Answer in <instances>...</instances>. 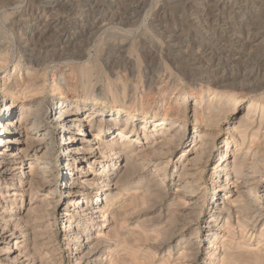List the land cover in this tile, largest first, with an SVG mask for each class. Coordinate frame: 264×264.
Segmentation results:
<instances>
[{
  "label": "bare ground",
  "instance_id": "obj_1",
  "mask_svg": "<svg viewBox=\"0 0 264 264\" xmlns=\"http://www.w3.org/2000/svg\"><path fill=\"white\" fill-rule=\"evenodd\" d=\"M248 31L244 28L238 31L242 35L245 32L244 38L232 43V49H228L219 42L213 45L215 47H205L207 48V53H204L205 57L201 53L199 58L198 56L188 58L187 67L203 68V65L201 66L203 61L208 62L206 63L208 67H214V71L210 69L206 75L197 73L184 76L180 67L178 69L173 66L174 72L170 71L169 75H175L178 79L190 78L191 80L188 79V81L200 87L204 85L199 94L190 95L192 102L189 105L187 104L188 96L183 97L182 102L177 104L173 117L160 118L156 112L134 108L129 105L130 103L127 104L125 94L121 97L112 96L109 86H106L102 92H95L88 79L97 70L101 71V67L96 63L97 60H93L89 66L83 65L75 68V73L81 76V88L83 89L79 95H75L71 101H66L62 97L49 96L46 100L49 102V111L44 110V98L39 95L37 91L39 89L36 87L25 92V94H32L30 97L33 99L26 104L22 102L16 105L14 101L1 97L0 186L4 185L6 193L5 195L0 193V203H6L10 207L5 215L0 214V264H16L19 259H23L19 264H58L54 255L46 257L50 259L48 262L42 258L43 256H35L38 249L45 246L44 242L40 243L38 240L43 233L48 232L45 231L47 226L50 230V217L57 207L58 210L67 211L60 219L63 225L64 245L71 252V257L67 258V264H125V259L121 256L116 258L114 255L115 259L110 257L108 260H99L96 254L105 249L104 255H110L109 248L112 245H121L118 239H121L119 238L120 231L125 222V219L123 222L121 217L128 209L126 207L131 209L138 205L144 206L148 204L151 197L165 200L163 197L165 195L161 192L164 190L166 181H173V173L176 170L171 172V177H168L166 169L176 156H178L177 160H180L186 155H193L187 164L195 163L196 171L201 174L206 173L207 164L211 161L216 142L220 140L217 128L221 123H227L228 126L235 125V127L221 138L218 158L209 171L211 182H214L211 189L212 204L219 200L222 202L219 208L213 206L208 212L214 216L212 221L206 220L208 214L203 215L205 202L203 201L200 205L201 201H199L205 197L206 187L201 178H196L189 173L190 169L186 164L181 166L180 173L176 176V182L180 185L172 194L174 210L169 208L166 224L164 228L162 227L163 229L156 232L158 236L155 233V237L158 239L163 235L170 236L167 244L176 246L178 264L194 263L196 260H202L204 264H264V185L258 191L264 176L262 172L264 101L257 99V92L264 87L260 85L249 87L250 77L258 73L261 65H264V58L262 57L260 62L257 60L255 63H247L246 60L242 62L244 56L248 58L252 54V45L259 38L255 35L250 37L251 32ZM3 61L4 58L0 57V62ZM161 62L166 65L165 61ZM133 65H135L134 62ZM166 70H168L167 67ZM219 70L221 74L218 73ZM136 72H131L133 79ZM152 78L150 76L148 82ZM233 85L236 86L234 90L236 89L237 93H234V97H230L225 90L233 88ZM51 87L54 88L55 84ZM53 88L52 90H55ZM246 99L248 100L247 107L243 108V113L239 115V107ZM188 120L192 122L189 127ZM136 124L139 125L138 130L135 128ZM92 129H94L93 133ZM56 130L59 132L57 135L61 145L59 156L64 166L70 167L64 169L65 172L61 175L59 186L56 182L58 173L53 169L54 161L57 159L54 157L53 137ZM153 138L151 146L145 143ZM142 140L145 142L140 145ZM118 146L121 149L119 151L116 149ZM156 148L159 151L156 150L155 154H160V157L165 158L164 166H161L162 161L161 163L152 162L153 169L148 173L147 182L146 184L144 182L142 191L129 193L126 183L135 177H142L149 163L151 151L155 152ZM162 149H164L163 152ZM113 161L118 167L113 169L112 174H109V166ZM92 167H95L94 170ZM71 171H79V173L75 175ZM37 186L50 188L46 200L51 199L49 197L59 189L67 204H62L60 198L54 201L53 197V200L49 202L43 200L41 207H44L46 211L40 215L38 207L30 202ZM94 190H96L95 198L91 196ZM8 192L12 197L8 195ZM103 192H106L104 198L100 199V194ZM24 195L29 196L30 199L26 209H23L21 204L19 205ZM18 197L20 199H17ZM72 197H76L75 201H72ZM70 207L72 210L68 209ZM123 208L125 210L122 212ZM33 216H35L34 219ZM234 216L235 225L239 229L238 237L241 239V242L236 243L237 247L230 243L226 245L224 242V233H232L234 226L231 220ZM44 218H49V220L43 230L36 229V226L31 227L36 224L37 220L42 221ZM200 219L205 221L203 224L207 225L206 232L202 236H198V233L193 231L194 226L198 227ZM218 219L222 221V230L214 226V221ZM10 224L13 229L9 228ZM257 225H261L259 234L257 233V246L253 245L254 249L247 247L241 249L240 244L244 245L251 239L250 236H255L254 230ZM80 226L83 232L79 230ZM95 227L104 232L101 234V231H98L95 236H92V228ZM154 231L150 234H154ZM146 233L144 232L143 235ZM8 237H12V247L3 245ZM52 237L54 239V236ZM52 237L46 239L47 245L51 243ZM137 237L138 239L136 236L135 239L139 243L146 236L141 238L137 235ZM20 238L31 240H27L23 245L22 242L16 241ZM150 238H152L149 239L150 241L154 240L153 237ZM184 238H187V241L182 243ZM150 241H148L149 245ZM144 242L147 243V241ZM29 243L31 247L27 246ZM195 249H197L196 252ZM200 249L204 252L201 257H198ZM44 255L47 256L45 253ZM130 257L131 261L139 264L136 262L139 258ZM130 260L126 261V264H129Z\"/></svg>",
  "mask_w": 264,
  "mask_h": 264
},
{
  "label": "rangeland",
  "instance_id": "obj_2",
  "mask_svg": "<svg viewBox=\"0 0 264 264\" xmlns=\"http://www.w3.org/2000/svg\"><path fill=\"white\" fill-rule=\"evenodd\" d=\"M241 27L251 32L248 31L250 37L254 35L259 37L252 45V54L248 58L244 56L242 62L245 60L247 63H255L257 60L260 62L262 57L264 58V0H0V57L4 58V61L0 62V100L1 97H5L8 100L14 101L16 105L22 102L25 104L29 103L30 100H33L30 97L32 94H25V92L36 87L39 89L37 90L39 91V95L44 98V110L49 111V102L46 101L49 96L53 98L62 97L66 101H71L75 98V95H79V92L83 89L81 88V76L75 73V68L83 65L89 66L93 60H97L96 63L101 67V71L97 70L88 79V82L94 87L95 92H102L106 86H109L112 90V96L121 97L122 94H125L127 104L130 103L129 105L134 108H144L147 111L156 112L160 118L164 116L173 117L177 104L182 102L185 95L188 96L187 104L189 105L192 102L190 95L196 96L199 94L200 89L204 88V85L200 87L196 83L188 81V79L191 80L190 78L181 77L178 79L175 75H169L170 71L174 72L173 66L178 69L180 67L183 70L182 74L184 76L197 73L206 75L208 72L214 71V67H208L207 61H203V64H201L203 68H199L198 66L187 67L186 65L190 58L194 56H198L197 58H199L201 53L205 57L204 53H207V48L205 49V47H215L213 45H216V43L221 42L223 46L225 45L228 49H232V43L239 42L242 37L244 38L245 32L243 35L238 32L242 29ZM109 36L111 37L109 38ZM218 47L221 48L220 46ZM160 57H162V60H160ZM161 61H165L166 65ZM133 62L135 65H133ZM166 67L168 70H166ZM132 71H137L134 74V79L131 77ZM139 71L140 73H138ZM218 73L221 74L220 70ZM150 76L153 78L148 82ZM249 82V87H253L254 85L255 87L258 85L264 87V65H261L258 73L250 77ZM52 84H55L54 88L51 87ZM235 87L233 85V88L225 90L230 97H234V93H237V90H234ZM52 88L55 90H52ZM75 90L76 92L74 93ZM257 93V99L264 101V88ZM245 101L239 107V115L243 113V108L247 107L248 100L246 99ZM191 123V120H188V127L191 126ZM138 127L139 125L136 124V130H138ZM233 127L235 125L228 126L227 123H221L217 128V130L219 129L220 140L216 142L211 161L207 164L206 173L201 174L196 171L195 163H193L194 166L190 162L187 164L193 155H186L180 160H177L178 156L173 158L166 169L168 177L176 169L173 173V181L171 179V182L169 180L166 181L164 190L161 192L162 195H165L163 196L165 200L151 197L148 204L144 206L138 205L131 209L130 207H126L128 208L126 210L123 208L122 212L125 211L121 218L123 222L125 219L126 223L124 222L120 231L121 235L119 238L122 240L118 239L121 245H112L109 248L111 250L110 255H104L105 249L100 250L99 254H96L97 258L99 260H108L110 257L115 259V257L119 258L121 256L125 259L124 263L126 264L131 259L130 256H134L137 259L139 258L138 261L136 260L139 264L141 262L142 264H178L176 260L178 252L176 246L174 244H171V246L167 244L170 236L163 235L158 239L155 237V233H158L162 227L164 228L167 220L166 215H168L167 211L173 207L172 194L180 185L176 182V176L180 173L181 166L187 164L190 169L189 173L196 178L202 179L207 193L204 197L205 200L202 198L203 200L199 199V201H201L200 205H202L203 201L205 202L203 215L208 214V219L206 220L212 221L211 219L214 216L208 212L213 206L219 208L222 202L219 200L215 204H212L211 189L214 182H211L209 171H211L215 165V160L218 158L220 152L218 147L221 138L225 137ZM91 132L93 133L94 129ZM58 133L56 130L53 136L55 141L54 157L55 159L57 158L54 161L53 169L58 173L56 182L59 186L61 175L65 172L64 169L70 167H65L59 156L61 145L59 144ZM153 140L154 138L146 142L142 140L140 141V145L145 142L151 146ZM116 149L118 151L121 150L119 146ZM154 150V153L151 151L152 155L150 154L149 156V163L142 177H135L126 183L129 193L142 191L147 182L148 173L153 169V163H161L162 161L161 166L163 165L165 158L160 157V154H155L157 153L156 150L159 151L158 148ZM163 151L164 149H162ZM109 167L108 173L112 174L113 169H116L118 165L115 166V161H113ZM92 168L94 170L95 167ZM192 171L195 173L193 174ZM262 172L264 174V163L262 165ZM71 173H75L76 175L79 171H71ZM263 185L264 176L258 187V191L261 190V186ZM49 190L50 188L47 186H37L30 201L33 206L38 207L37 210L40 215L46 211L44 207H41L43 200L49 202L54 197V201L60 198L62 204H67L59 189L49 197L51 199L46 200ZM95 191L91 194L93 198L96 195ZM0 193L5 195L4 185L0 186ZM105 193L100 194V199L104 198ZM226 196L228 197L229 195ZM75 198L72 197V201H75ZM17 199L20 198L18 197ZM29 200V196L24 195L19 205L21 204V207L26 209ZM9 207L6 203H0V214L5 215L9 211ZM68 209L72 210L71 207ZM65 213L67 211L65 212L64 209L58 210V207L53 212L49 221L51 231L48 230L49 226H47L49 218H44L42 221L37 220L36 224L31 225L32 228L36 226V229L40 231L47 226L45 231L50 233H43L40 236V240L38 241L40 243L44 242L45 246L40 247V250L38 249L35 253L36 257L43 256L42 258L48 262L50 259L46 257H53L54 255L57 262L67 264V258L71 257V252L64 245L63 225L60 222ZM204 222L200 219L198 227H193V231L198 233V236H202L206 232L207 225L203 224ZM214 222V226H218V228L222 227L220 219ZM231 223L234 226L232 233H224V242H226V245L230 243L232 246L237 247L241 239L238 237L239 229L235 225V216L232 218ZM66 224L68 223L66 222ZM8 226L10 229L12 228L11 224ZM259 228L261 229V225L256 226L254 230L255 236H250L249 234L251 239L245 242V246L243 244L239 245L241 249H245V247L254 249L257 246ZM79 230L83 232L82 226H80ZM98 231L101 230L97 227L92 228V236H95ZM153 231L154 234H150ZM103 232L102 230L101 234ZM144 232H149L148 234H144L146 237L143 235ZM51 234L54 236V239ZM136 234L141 236V238L144 237L142 240L145 239L144 241H147V243L144 241L143 243L142 240L138 243ZM135 236L137 239H135ZM51 237L52 244L49 243L47 245L48 241L46 239ZM150 237H155L153 240L155 244L152 240L153 243L149 240L152 239ZM11 240L12 237H8L3 245L12 247ZM27 240L30 241L31 239H16L17 242H22L23 245H25L24 242ZM162 240H166V242ZM182 240V243H185L187 238ZM148 241H150V245ZM151 244L154 245L152 246ZM27 246L31 247V244L29 243ZM123 247L125 248L123 249ZM55 249L58 251L55 252ZM50 250L54 252L50 253ZM196 250L194 251L196 252ZM203 252L204 250L200 249L197 256L201 257ZM21 261L23 259H19L16 264H19ZM132 262L130 263L136 264ZM202 262V260H196L194 263L186 262L183 264H204Z\"/></svg>",
  "mask_w": 264,
  "mask_h": 264
}]
</instances>
